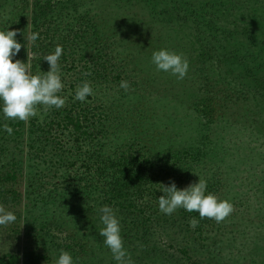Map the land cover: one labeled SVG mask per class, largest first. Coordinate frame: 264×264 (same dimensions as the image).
<instances>
[{
    "label": "trees",
    "instance_id": "trees-1",
    "mask_svg": "<svg viewBox=\"0 0 264 264\" xmlns=\"http://www.w3.org/2000/svg\"><path fill=\"white\" fill-rule=\"evenodd\" d=\"M8 28L24 45L14 61L32 75H44V57L62 46L66 103L37 106L26 122L0 112V125L13 129H0V205L17 216L0 264H51L48 245L70 250L77 239L87 253L104 205L149 232L162 216L160 183L170 178L178 188L206 180L234 212L248 207L253 188L264 194V0H0V30ZM160 49L189 61L183 80L156 70ZM85 82L94 94L75 101ZM177 213L182 237L203 242L224 226Z\"/></svg>",
    "mask_w": 264,
    "mask_h": 264
},
{
    "label": "clouds",
    "instance_id": "clouds-1",
    "mask_svg": "<svg viewBox=\"0 0 264 264\" xmlns=\"http://www.w3.org/2000/svg\"><path fill=\"white\" fill-rule=\"evenodd\" d=\"M16 36V30H0V112L4 120L26 122L37 116V106H44L46 109L64 107L66 100L58 95L64 87L59 64L63 48L57 45L54 53L44 57V61L49 64V70L44 75H32L25 62L14 61L24 46L16 40ZM38 38L39 34L33 32L28 40L35 44ZM151 62L157 71L170 73L178 80H183L188 74L189 61L181 54L167 49L153 52ZM119 86L125 91L130 87L127 81H121ZM93 94L91 84L85 82L77 86L74 100L86 103ZM0 129L9 135L13 132L7 123L0 125ZM160 184L163 195L157 201L159 211L165 215H172L178 209H183L189 213L197 212L201 220L208 218L221 223L234 210L229 200L220 199L208 192L207 181L200 177L198 182L190 183L184 188H178L171 178L168 185ZM98 212L103 225L99 235L103 237V243L110 250L113 260L116 264H134L131 254L124 246L121 222L116 211L111 206L104 205ZM16 220L14 212L6 211L0 205V226L13 224ZM189 223L195 229L199 220L193 217ZM55 264H75V261L71 253L61 249Z\"/></svg>",
    "mask_w": 264,
    "mask_h": 264
},
{
    "label": "rangeland",
    "instance_id": "rangeland-1",
    "mask_svg": "<svg viewBox=\"0 0 264 264\" xmlns=\"http://www.w3.org/2000/svg\"><path fill=\"white\" fill-rule=\"evenodd\" d=\"M0 142H2L1 135ZM28 184L27 180H23L21 184V190L26 196L28 191H33L28 189ZM253 191L254 198L247 202L248 207L233 211L235 216L227 217L222 223L224 226L218 232L212 233L208 240L201 242L196 240L193 234L187 238L182 237L181 233L184 231L174 222V219L178 217L176 211L172 215L162 213L158 224H153L154 226L147 233L142 229L136 231V226L132 223L134 216L126 224L121 223L124 246L131 254L134 264H193L195 260L206 264H264V194L257 188H253ZM27 202L28 199H25L24 204ZM42 206V203L38 204L35 212L43 211ZM26 211L27 208L24 215ZM20 223L24 226L23 221ZM95 223L96 235L91 236V240H87L89 242L86 248L87 253H80L78 239L74 242V249L70 250L64 243H61L59 247L50 244L48 247L52 257L51 264H55L61 249L71 253L75 264H116L110 250L103 243V237L99 235L98 226L103 225L100 220ZM13 227V224L0 227V251L9 249L8 234L9 229ZM25 231L24 228L19 234V240L12 237L13 247H17V242L19 245L23 244ZM67 231L71 232L72 229ZM66 234L60 235L63 237ZM142 236H144L143 239ZM181 247L189 249L191 259L188 260V256L182 255L179 250ZM92 251L95 252L94 256L90 255Z\"/></svg>",
    "mask_w": 264,
    "mask_h": 264
}]
</instances>
